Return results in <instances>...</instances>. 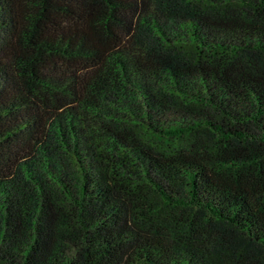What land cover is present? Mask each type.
<instances>
[{
    "label": "trees",
    "instance_id": "1",
    "mask_svg": "<svg viewBox=\"0 0 264 264\" xmlns=\"http://www.w3.org/2000/svg\"><path fill=\"white\" fill-rule=\"evenodd\" d=\"M0 264H264V0H0Z\"/></svg>",
    "mask_w": 264,
    "mask_h": 264
}]
</instances>
